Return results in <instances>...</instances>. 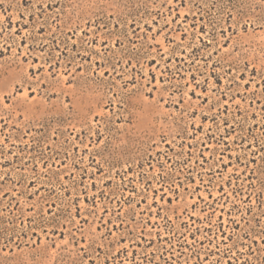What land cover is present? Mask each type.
Masks as SVG:
<instances>
[{
	"label": "rangeland",
	"instance_id": "1",
	"mask_svg": "<svg viewBox=\"0 0 264 264\" xmlns=\"http://www.w3.org/2000/svg\"><path fill=\"white\" fill-rule=\"evenodd\" d=\"M0 264H264V0H0Z\"/></svg>",
	"mask_w": 264,
	"mask_h": 264
}]
</instances>
